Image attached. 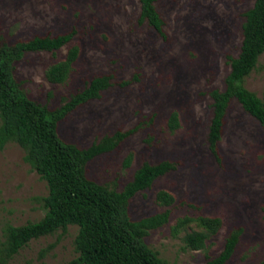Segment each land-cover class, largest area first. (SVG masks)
I'll return each instance as SVG.
<instances>
[{
	"label": "rangeland",
	"instance_id": "374dc122",
	"mask_svg": "<svg viewBox=\"0 0 264 264\" xmlns=\"http://www.w3.org/2000/svg\"><path fill=\"white\" fill-rule=\"evenodd\" d=\"M253 2L158 0L163 38L138 24L139 0H0V35L6 42L75 32L61 49L28 53L16 63L14 77L30 99L52 109L92 77L112 75V85L99 99L60 122L62 141L84 149L139 125L113 151L86 165L88 179L120 191L144 163H175V171L128 205L130 218L139 220L166 209L156 201L159 191L175 197L169 223L144 238L166 264H204L221 253L234 229H241V235L225 264H258L264 255V131L233 101L218 144L219 160L206 144L208 93L223 88L227 57L239 51L243 13ZM73 46L79 55L68 79L50 83L46 70ZM244 85L264 98V54ZM173 112L179 122L175 131L167 125ZM23 158L24 151L13 142L0 152V243L6 225L36 222L44 214L39 199L47 195L46 183ZM186 216L221 219L220 230L203 250L184 248L183 236L195 229L193 223L173 231ZM76 233L77 227L69 226L66 232L31 240L5 264H66L77 256Z\"/></svg>",
	"mask_w": 264,
	"mask_h": 264
},
{
	"label": "trees",
	"instance_id": "16d2710c",
	"mask_svg": "<svg viewBox=\"0 0 264 264\" xmlns=\"http://www.w3.org/2000/svg\"><path fill=\"white\" fill-rule=\"evenodd\" d=\"M158 0H139L138 24L146 25L165 38L164 21L159 14ZM241 41L236 56H228L229 71L222 89H212L211 117L206 144L217 160L218 144L222 137L224 120L233 101L239 103L264 131V98L260 99L245 85V79L254 71L264 54V0H254L243 13L240 27ZM74 30L56 36H34L27 40L6 42L0 35V152L10 143L24 151V162L46 183L47 195L40 198L44 214L36 222L21 226L6 225L4 240L0 243V263L11 260L31 240L66 232L77 227L73 241L76 257L66 264H166L151 250L144 238L150 231L169 223L170 209L175 197L161 190L157 203L166 209L139 220L128 214L131 199L148 190L160 177L176 170L175 163L162 160L156 164L144 163L120 191L98 184L86 176V165L94 158L113 151L139 125L126 132L117 131L103 137L91 146L81 149L61 140L58 125L79 107L101 97L112 85V75L92 77L85 87L66 97L55 108H49L30 99L14 77L17 62L28 53L55 52L67 45ZM79 55L77 46L71 47L64 59L46 70V79L53 84L64 83ZM136 77H134V80ZM130 82H124L126 85ZM168 128L179 127L178 115L171 113ZM131 162L129 156L124 166ZM193 223L195 229L185 232L184 248L198 251L205 248L207 239L222 226L219 217H183L177 220L173 231ZM241 229L231 230L221 253L204 264H225L238 244ZM258 264H264V255Z\"/></svg>",
	"mask_w": 264,
	"mask_h": 264
}]
</instances>
